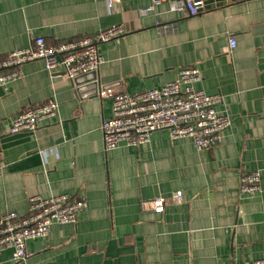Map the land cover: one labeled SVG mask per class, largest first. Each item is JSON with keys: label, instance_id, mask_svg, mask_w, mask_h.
I'll use <instances>...</instances> for the list:
<instances>
[{"label": "crops", "instance_id": "obj_1", "mask_svg": "<svg viewBox=\"0 0 264 264\" xmlns=\"http://www.w3.org/2000/svg\"><path fill=\"white\" fill-rule=\"evenodd\" d=\"M162 0H0V54L77 40L122 23L101 43L94 75L104 89L135 92L196 67L195 89L221 94L216 108L231 123L221 143L197 150L189 138L156 130L138 146L105 151L101 123L111 99L87 76L77 83L49 74L42 61L0 88V216L29 213L28 198L69 193L87 208L75 223L52 224L26 242V257L0 264H242L264 258V0H234L195 15L169 12ZM235 46L229 48V38ZM53 97L56 117L9 134L19 113ZM260 170L261 191L241 195L239 177ZM180 190L181 202L173 194ZM162 197L161 208L152 201Z\"/></svg>", "mask_w": 264, "mask_h": 264}, {"label": "built area", "instance_id": "obj_2", "mask_svg": "<svg viewBox=\"0 0 264 264\" xmlns=\"http://www.w3.org/2000/svg\"><path fill=\"white\" fill-rule=\"evenodd\" d=\"M111 7L119 0H105ZM162 0H150L148 7L139 10L145 15ZM206 5L205 0H169L168 11L195 15ZM124 33L122 23L101 28L77 40L46 45L43 37H35L22 48H14L5 55L0 54V88L22 77L21 66L40 60L49 74L62 72L69 80L97 72L104 62L98 50L101 43L108 42ZM229 48L235 40L229 38ZM201 78L199 69L192 66L181 68L175 79L158 87L135 92L102 89L100 97L111 99V114L101 123L105 151L119 146H138L148 142L156 130H168L171 139L189 138L197 150L215 146L222 142L231 123L227 113L217 111L222 103L221 94H208L195 89L194 84ZM58 102L48 98L40 105L17 114L7 129L9 134L23 130L33 131L41 122L56 117ZM261 191L260 170H252L239 177L241 195ZM176 202L183 199L180 190L173 194ZM164 199L157 197L152 206L161 208ZM29 213L21 215L6 211L0 216V252L12 249L13 263L26 257V242L30 239L45 238L52 224H72L78 214L87 208L84 196L73 198L69 193H59L47 198L30 196ZM242 264H264V258L246 261Z\"/></svg>", "mask_w": 264, "mask_h": 264}, {"label": "water", "instance_id": "obj_3", "mask_svg": "<svg viewBox=\"0 0 264 264\" xmlns=\"http://www.w3.org/2000/svg\"><path fill=\"white\" fill-rule=\"evenodd\" d=\"M226 1L228 0H205V7L202 8L200 11H203L205 9H208V8H211L213 7V5H221L222 3H225ZM230 1H234V0H230ZM96 73L95 72H91V73H87V74H83V75H80L76 78L73 79V82L77 83L78 81V78H81L83 76H87L88 78V82H91L90 85L92 86V88L96 91H98L99 89H104L105 86H100V84L96 81V77H94Z\"/></svg>", "mask_w": 264, "mask_h": 264}]
</instances>
